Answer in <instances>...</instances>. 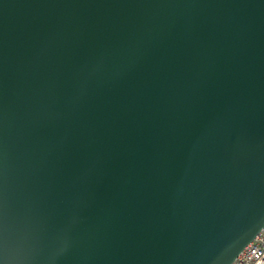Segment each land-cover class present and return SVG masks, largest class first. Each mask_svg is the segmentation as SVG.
Listing matches in <instances>:
<instances>
[{
	"label": "water",
	"instance_id": "obj_1",
	"mask_svg": "<svg viewBox=\"0 0 264 264\" xmlns=\"http://www.w3.org/2000/svg\"><path fill=\"white\" fill-rule=\"evenodd\" d=\"M264 228V0H0V264H233Z\"/></svg>",
	"mask_w": 264,
	"mask_h": 264
},
{
	"label": "built area",
	"instance_id": "obj_2",
	"mask_svg": "<svg viewBox=\"0 0 264 264\" xmlns=\"http://www.w3.org/2000/svg\"><path fill=\"white\" fill-rule=\"evenodd\" d=\"M233 264H264V228L245 247Z\"/></svg>",
	"mask_w": 264,
	"mask_h": 264
}]
</instances>
